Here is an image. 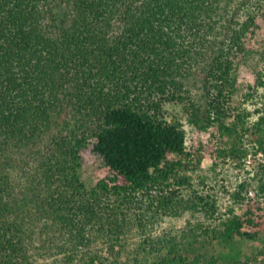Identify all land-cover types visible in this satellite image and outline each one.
<instances>
[{"label": "trees", "instance_id": "16d2710c", "mask_svg": "<svg viewBox=\"0 0 264 264\" xmlns=\"http://www.w3.org/2000/svg\"><path fill=\"white\" fill-rule=\"evenodd\" d=\"M207 153L254 162L228 203ZM263 231L264 0H0V264H264Z\"/></svg>", "mask_w": 264, "mask_h": 264}, {"label": "rangeland", "instance_id": "374dc122", "mask_svg": "<svg viewBox=\"0 0 264 264\" xmlns=\"http://www.w3.org/2000/svg\"><path fill=\"white\" fill-rule=\"evenodd\" d=\"M166 116L169 120H181L184 124L186 133H187V146L188 148H196L201 140L210 141L213 138V135L208 132L200 131L198 128L192 126L184 112L183 106L177 103H167L165 105ZM93 140H90V143L82 150L83 166H82V177L88 187L93 186L100 178L108 175V168L104 163L103 157L93 149ZM212 157L208 153L202 159L201 166L195 174V182L198 181L197 175L207 176V188L204 187V190H210L215 193L221 202H230L232 199L230 197V192H232L235 187L240 183L241 180H251L252 177L256 174V167L252 159L249 158L248 163L244 170L236 168L232 163L224 164L218 167L215 171L211 169L212 167ZM253 184H255L253 182ZM255 189L251 187L248 197H256ZM250 200V199H249ZM252 201V200H250ZM190 218L189 214H185L180 218H166L163 223V228H169L171 226L181 227L187 220ZM264 232V231H263ZM251 244V243H250ZM255 244L261 245L260 242ZM256 264H260L257 262Z\"/></svg>", "mask_w": 264, "mask_h": 264}]
</instances>
